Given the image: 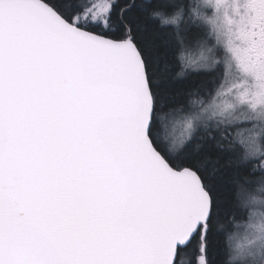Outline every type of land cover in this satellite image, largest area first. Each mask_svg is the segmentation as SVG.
I'll return each instance as SVG.
<instances>
[{
	"label": "snow or ice",
	"instance_id": "obj_1",
	"mask_svg": "<svg viewBox=\"0 0 264 264\" xmlns=\"http://www.w3.org/2000/svg\"><path fill=\"white\" fill-rule=\"evenodd\" d=\"M0 264H264V0H0Z\"/></svg>",
	"mask_w": 264,
	"mask_h": 264
},
{
	"label": "trees",
	"instance_id": "obj_2",
	"mask_svg": "<svg viewBox=\"0 0 264 264\" xmlns=\"http://www.w3.org/2000/svg\"><path fill=\"white\" fill-rule=\"evenodd\" d=\"M200 83V81L196 78V77H193V83H192V86L195 87V86H198Z\"/></svg>",
	"mask_w": 264,
	"mask_h": 264
}]
</instances>
